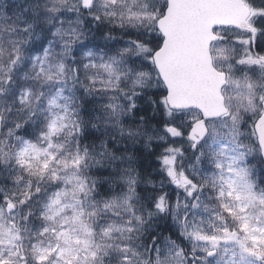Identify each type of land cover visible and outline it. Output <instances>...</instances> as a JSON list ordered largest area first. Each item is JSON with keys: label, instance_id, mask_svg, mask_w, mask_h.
I'll return each mask as SVG.
<instances>
[{"label": "snow or ice", "instance_id": "obj_1", "mask_svg": "<svg viewBox=\"0 0 264 264\" xmlns=\"http://www.w3.org/2000/svg\"><path fill=\"white\" fill-rule=\"evenodd\" d=\"M0 264H264V0H0Z\"/></svg>", "mask_w": 264, "mask_h": 264}]
</instances>
